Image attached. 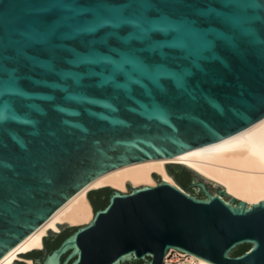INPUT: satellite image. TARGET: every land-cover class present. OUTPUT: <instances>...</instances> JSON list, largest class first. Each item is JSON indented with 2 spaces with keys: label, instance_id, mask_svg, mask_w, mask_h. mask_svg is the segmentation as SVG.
Here are the masks:
<instances>
[{
  "label": "water",
  "instance_id": "obj_1",
  "mask_svg": "<svg viewBox=\"0 0 264 264\" xmlns=\"http://www.w3.org/2000/svg\"><path fill=\"white\" fill-rule=\"evenodd\" d=\"M262 122L264 0H0V259L98 176ZM168 168L187 191H90L108 204L43 264H264V200Z\"/></svg>",
  "mask_w": 264,
  "mask_h": 264
},
{
  "label": "bare ground",
  "instance_id": "obj_2",
  "mask_svg": "<svg viewBox=\"0 0 264 264\" xmlns=\"http://www.w3.org/2000/svg\"><path fill=\"white\" fill-rule=\"evenodd\" d=\"M168 163L190 168L206 181L223 186L230 195L248 204L259 203L264 200V122L252 131L216 145L190 149L174 156L133 162L98 176L74 194L37 230L10 249L0 259V264L26 260L19 255L44 248V238L50 235L51 230L61 233L65 226L90 223L95 210L89 193L94 189L111 186L127 192L128 184L134 187L155 186L158 179L153 177V172L166 182L184 189L173 177ZM171 251L175 257L173 261L180 264H213L187 252L179 253L182 251L175 248H171ZM27 261L33 264V260Z\"/></svg>",
  "mask_w": 264,
  "mask_h": 264
},
{
  "label": "flooded vegetation",
  "instance_id": "obj_3",
  "mask_svg": "<svg viewBox=\"0 0 264 264\" xmlns=\"http://www.w3.org/2000/svg\"><path fill=\"white\" fill-rule=\"evenodd\" d=\"M170 169V168H169ZM176 174V173H175ZM181 184L183 183V179L182 178H179L178 180ZM197 182H193V184H196ZM195 186V185H194ZM104 190V189H103ZM110 190V189H108ZM189 192H191V189H188ZM104 192V191H103ZM111 194V193H110ZM110 194H109V197H110ZM91 197V200H92V203L95 205V202L98 203V202H101L104 198H105V194L102 195V192H98L97 194H93L90 196ZM108 201H109V198H108ZM52 234L48 237L45 238V248L44 249H38V250H35V251H32L30 253H27V254H23V258L26 259V260H17V262L15 264H31L27 261V259H30V260H33V264H43V261L44 259L46 258V256L52 252L55 248H57L61 242L67 237H65L58 245L54 246V247H51V244L49 241H56L57 239V235L55 234V236H53V238L51 237ZM43 251H48L47 254L45 255L44 258H41V254L43 253ZM65 256H62V260H64Z\"/></svg>",
  "mask_w": 264,
  "mask_h": 264
},
{
  "label": "trees",
  "instance_id": "obj_4",
  "mask_svg": "<svg viewBox=\"0 0 264 264\" xmlns=\"http://www.w3.org/2000/svg\"><path fill=\"white\" fill-rule=\"evenodd\" d=\"M170 171L176 176V174H175V172L172 170V169H170ZM106 204H108V201L105 203V204H102L101 202H98V203H96L95 202V205H94V207H95V210H97V209H99V208H103L104 206H106ZM250 244H243V245H240V246H238L233 252H232V254L233 255H239V254H242V253H244L245 251H247L249 248H250ZM126 264H142V261L141 260H139V261H133V262H128V263H126Z\"/></svg>",
  "mask_w": 264,
  "mask_h": 264
},
{
  "label": "built area",
  "instance_id": "obj_5",
  "mask_svg": "<svg viewBox=\"0 0 264 264\" xmlns=\"http://www.w3.org/2000/svg\"><path fill=\"white\" fill-rule=\"evenodd\" d=\"M179 253H183V252H179ZM174 253H172L171 249L167 252V254L165 255V261L164 264H180V262L178 261H173L174 260ZM184 261V259H182Z\"/></svg>",
  "mask_w": 264,
  "mask_h": 264
},
{
  "label": "rangeland",
  "instance_id": "obj_6",
  "mask_svg": "<svg viewBox=\"0 0 264 264\" xmlns=\"http://www.w3.org/2000/svg\"><path fill=\"white\" fill-rule=\"evenodd\" d=\"M186 169H187V170L190 172V174H191L192 176H194L195 178L201 180L202 182H205L206 184H210V185H212V186H214L215 188L218 189L219 186L214 185V184H212V183L206 181L205 179L199 177L198 175H196V174H195L193 171H191L190 169H188V168H186ZM181 186H182V185H181ZM182 187H183V186H182ZM183 188H184V187H183ZM184 189H185V188H184ZM186 191H187V190H186ZM127 192H130L129 187H128V189H127ZM94 210H95V208H94ZM67 228H68V226H65V227L63 228V230L61 231V233H63Z\"/></svg>",
  "mask_w": 264,
  "mask_h": 264
}]
</instances>
